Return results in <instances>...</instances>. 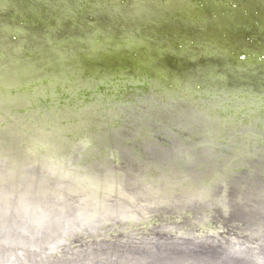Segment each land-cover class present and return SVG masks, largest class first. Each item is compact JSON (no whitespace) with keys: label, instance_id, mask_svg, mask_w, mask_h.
Here are the masks:
<instances>
[{"label":"bare ground","instance_id":"bare-ground-1","mask_svg":"<svg viewBox=\"0 0 264 264\" xmlns=\"http://www.w3.org/2000/svg\"><path fill=\"white\" fill-rule=\"evenodd\" d=\"M159 1L126 4L131 19L151 23L180 4ZM237 1L202 0L171 16L264 28L256 19L264 0ZM26 73L0 79V264H130V245L170 238L264 264V94L182 88L137 73L97 76L105 79L98 85L81 70ZM131 138L135 147L125 144ZM95 252H105L97 262Z\"/></svg>","mask_w":264,"mask_h":264},{"label":"water","instance_id":"water-1","mask_svg":"<svg viewBox=\"0 0 264 264\" xmlns=\"http://www.w3.org/2000/svg\"><path fill=\"white\" fill-rule=\"evenodd\" d=\"M160 1L168 5L170 3L166 0ZM76 2H79V0H76ZM123 3L128 4L130 1H124ZM19 5H24L26 8L29 3L28 5L19 3ZM67 6V4L60 2L57 6L52 7L51 12L56 18L50 20V18H53V16H50L49 19H46L48 21L43 24L44 27L42 28L47 33L43 35L40 32H34L33 28H29L32 16L35 20L31 23L32 26L38 24L40 19L39 13L31 10L30 6L26 8L28 10L25 9V12L16 5H4V8L0 6V79L5 78L7 74H11L14 79L21 80L25 77V72H28L26 74L31 77L39 76L43 78L59 75L63 71L81 70L89 76L88 85H98L99 82L115 74L134 75V73H137L150 77L154 76L157 79L166 78L173 84L181 85L182 88L193 87L194 89L222 90L230 93L241 92L250 95L264 94L263 79L257 83L241 80L245 75H249L248 71L252 70L253 67L260 65L264 68V28H259L255 24L239 26L217 20L213 22L208 18L203 28L197 29V23H201V21L193 24L185 16L182 18L172 16L170 20L180 23L183 29L160 30L161 27H169L167 24L164 25L167 20V17L164 16L154 21L157 22L156 24L151 22L153 24L151 29L146 28L144 32L142 26H133L134 24L127 21L128 18L131 19L129 10L128 13L115 12L111 14L106 10L112 8L108 5L102 8L104 17H106L105 19L110 26L99 28L93 22L83 26L82 21L79 23L77 21L73 30L80 35L74 36L72 40H67L55 37L50 32L61 30L64 27L65 20L71 18L72 7L68 8ZM84 7V4L79 5V8ZM9 8L13 10V13L6 18L3 17V13ZM176 8L179 14H183V11L184 13L187 10L190 11L186 7ZM83 11V9H80L79 12L82 13ZM93 11L96 12V10ZM205 12L204 16L210 17L209 9H205ZM249 15L248 17L244 16L245 20L253 19V16ZM139 19L143 25L151 24L141 18ZM259 19L264 21V15L259 16ZM210 29H216V32L220 34L215 35L208 32ZM249 30H252L253 33L256 30V35L247 38L239 36L240 32L245 33ZM228 31H232V34L236 36H225L230 33ZM210 56L222 57L225 65L223 67L206 68L184 67L187 63V65H191L202 57ZM163 61L165 64H163ZM4 62H7L13 68H6ZM30 63L36 66L31 71L24 68ZM167 63L173 64L168 65ZM97 76L105 77V79L99 80ZM133 116L139 119L138 115L133 114ZM136 124H132V127H140ZM231 139L233 137L228 140ZM131 143H133L132 147L137 144L134 138L126 139L125 144L127 146ZM259 147L261 148V146ZM177 163H181L182 166L187 165L185 161H178ZM249 164L250 161H245L244 168L237 166L234 170L241 173L248 168ZM193 169L199 170L194 165ZM196 177L199 179L198 175ZM238 177L234 176V178ZM156 227L159 228L154 225L150 226V229ZM176 239H161L164 240L165 244H159L154 248L142 246L140 249H136L137 246L130 245L126 249L128 253H124L131 256L130 264H157L160 259H163V261L159 264H174L172 261L177 257L184 258V262L177 264H190V262L194 264L196 261L200 264H206L205 260L207 263L213 264H247L228 256L222 258L221 254L225 253L224 247V249H221L215 245L198 243H193V245L186 243L181 246L180 240ZM169 242L180 245L168 246L169 244L166 243ZM110 252H113L112 249H110ZM141 252L145 253V256L144 254L140 255ZM104 253L95 252L93 254L95 262ZM179 254L180 256H177ZM122 255L123 253H120V257L117 259L123 258ZM248 264H251V262H248Z\"/></svg>","mask_w":264,"mask_h":264},{"label":"rangeland","instance_id":"rangeland-1","mask_svg":"<svg viewBox=\"0 0 264 264\" xmlns=\"http://www.w3.org/2000/svg\"><path fill=\"white\" fill-rule=\"evenodd\" d=\"M14 1H17V0H14ZM19 3L21 4H27L29 3L28 6H26V8H28L30 6L31 10L33 11H37L39 13V16H40V19H39V23L32 26L31 23L35 20H33V16L30 18V26L29 28H33L32 30L34 32H40L42 35L43 34H46L47 32H44L45 30L42 28L44 27V23H46L48 20L46 19H49L50 16H53V18H50V20H53L56 18V16L53 15V13L51 12V9H52V6L53 5H56V4H59L60 2L61 3H65L67 5H70V8L72 7V16L71 18H67L65 20V24H64V27L61 29V30H58V31H50L51 34L55 37H59V38H64V39H67V40H72L74 38V36H77V35H80L79 33H77L76 31L73 30V27H74V24L75 22L79 23L80 21L83 22V26L89 22H93L97 25V27L99 28H106L108 26H110L108 24V21L105 19L106 17H104V14H103V8L102 7H105V6H112L111 9H106L108 11H111L112 9L116 10L114 5H115V2L116 3H119L121 6L120 7V10L118 11V13L120 14H123V13H127L128 10H130V8H128V5H126V3H123V1H130V6L134 5L135 3L137 4H145L146 0H81V1H84V8H79V5H81V1L78 3L76 2V0H68V1H64V0H18ZM230 2H232V0H229ZM234 1V0H233ZM237 1V0H235ZM240 1H243V0H239L237 2H240ZM248 1V0H245V2ZM23 2H26V3H23ZM52 2V3H51ZM180 3L177 7H183V5H187V6H190V8H192L193 4L195 3H199V2H202V0H168V3ZM253 3L254 6H257V7H262L260 5L257 4V2L255 1H251ZM55 3V4H54ZM101 3V4H100ZM147 3V2H146ZM169 3V5H170ZM156 5H168V4H165L163 1H159V3H157ZM154 5V6H156ZM237 5H240L239 3ZM21 7V10L23 9L24 12H25V7L24 5H20ZM246 9L249 7L247 5L244 6ZM19 8V7H18ZM36 10H34V9ZM126 8V9H125ZM80 9H83L84 11L81 13L79 12ZM179 9V8H178ZM28 10V9H26ZM93 10H96V12H94ZM177 8H175V11L173 13H169V12H166V11H161L160 14L162 15L163 13H166V17H167V20L165 22L164 25L167 24V26L169 27H161L162 29L160 30H163V29H169L170 31H174V29H183V26L179 23H176V21H172L170 20V17L171 14H176L178 13L177 11ZM181 10V9H179ZM6 12L3 13V17H8L10 16L12 13H13V10L11 8H9L8 10H5ZM71 13V12H70ZM250 15H252L253 17H255L258 13H256V11L254 12L252 10L251 13H249ZM261 14H264V12H262ZM55 17V18H54ZM259 19V15L257 17ZM256 18V19H257ZM139 19V17H136V19H131L129 22H131L132 24H134L133 26H136L137 27H140L142 26L144 29V32L146 30V28L148 29H151V26L153 24H156L157 22H154L152 21L151 24L149 25H143L142 21ZM112 22V21H111ZM114 23V22H112ZM202 23H197V29L199 28H203V26H201ZM42 28V29H41ZM217 30L216 29H210L208 32L210 33H213L215 35H218L220 34L219 32H216ZM232 34V31H228ZM230 33H228L227 35L225 36H236V35H231ZM261 33H263L261 31ZM256 35V30L253 31L252 30H249V31H246L245 33H241L239 34V36H242L243 38H247V37H251V36H254ZM263 36V35H262ZM223 58L220 57V56H210V57H202L200 59H198L197 61H194L191 65H185L184 67L188 66V67H191V66H194L196 68H199V67H223L225 64L223 63ZM171 60V59H170ZM173 61V59H172ZM171 62V61H169ZM163 64H165V62L163 61ZM168 65H171L173 63H167ZM248 74L249 75H245L244 78H242L241 80H245L247 82H251V83H257L258 81L262 80L264 81V68H262V66L258 65L256 67H253L252 70L248 71Z\"/></svg>","mask_w":264,"mask_h":264}]
</instances>
